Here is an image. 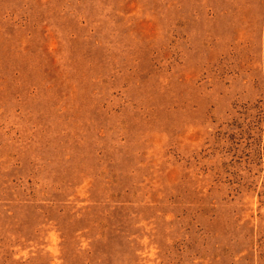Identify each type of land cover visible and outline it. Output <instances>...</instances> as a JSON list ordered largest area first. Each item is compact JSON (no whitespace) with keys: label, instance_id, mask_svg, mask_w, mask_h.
I'll return each mask as SVG.
<instances>
[{"label":"rangeland","instance_id":"374dc122","mask_svg":"<svg viewBox=\"0 0 264 264\" xmlns=\"http://www.w3.org/2000/svg\"><path fill=\"white\" fill-rule=\"evenodd\" d=\"M0 264H264V0H0Z\"/></svg>","mask_w":264,"mask_h":264}]
</instances>
